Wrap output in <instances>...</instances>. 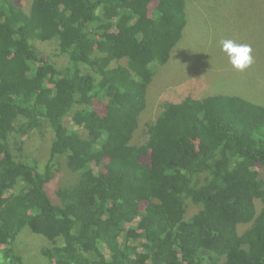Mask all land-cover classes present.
I'll return each instance as SVG.
<instances>
[{
	"label": "trees",
	"instance_id": "1",
	"mask_svg": "<svg viewBox=\"0 0 264 264\" xmlns=\"http://www.w3.org/2000/svg\"><path fill=\"white\" fill-rule=\"evenodd\" d=\"M191 2L0 0V264H30L24 227L50 264H264V105L186 92L143 119Z\"/></svg>",
	"mask_w": 264,
	"mask_h": 264
},
{
	"label": "rangeland",
	"instance_id": "2",
	"mask_svg": "<svg viewBox=\"0 0 264 264\" xmlns=\"http://www.w3.org/2000/svg\"><path fill=\"white\" fill-rule=\"evenodd\" d=\"M186 15L187 25L175 46L177 53L173 52L165 65H158L154 81L148 88V105L143 119L155 118L165 101L179 99L186 92L195 97L238 95L264 105V0H193L186 6ZM226 39L251 46L254 62L245 71L234 69L222 51L221 41ZM36 45L42 55L58 65L67 62L66 55L58 54L55 41L37 42ZM66 122L71 124L69 118ZM50 137L51 134L45 130L25 137L23 156L33 157L42 165L47 159ZM92 166L94 171L102 169L95 163ZM256 169L264 181V166L258 164ZM64 175L66 179L72 178L66 171ZM59 182L50 183L48 191L52 192ZM255 203L259 209L262 203L258 199ZM196 211L197 207L189 204L186 216ZM246 227L239 225V233ZM24 234L25 237L21 238ZM18 238L21 240L17 249L26 261L50 264L40 251L50 246L46 238L32 233L27 227L22 228Z\"/></svg>",
	"mask_w": 264,
	"mask_h": 264
},
{
	"label": "clouds",
	"instance_id": "3",
	"mask_svg": "<svg viewBox=\"0 0 264 264\" xmlns=\"http://www.w3.org/2000/svg\"><path fill=\"white\" fill-rule=\"evenodd\" d=\"M221 46L230 64L237 71L243 72L253 64L254 60L250 45L239 44L233 40L226 39L221 41Z\"/></svg>",
	"mask_w": 264,
	"mask_h": 264
}]
</instances>
